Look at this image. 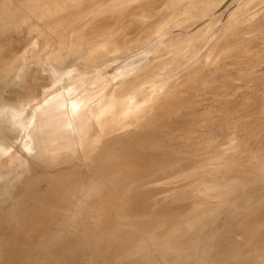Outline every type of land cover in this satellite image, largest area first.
Listing matches in <instances>:
<instances>
[{
  "label": "rangeland",
  "instance_id": "374dc122",
  "mask_svg": "<svg viewBox=\"0 0 264 264\" xmlns=\"http://www.w3.org/2000/svg\"><path fill=\"white\" fill-rule=\"evenodd\" d=\"M34 4L36 22L13 12L0 30L11 57L0 68V149L14 155L8 166L0 155V211L33 166L53 161L58 241L38 239L49 211L14 218L33 232L22 243L0 219V264H30V243L55 264H264V0L10 10ZM53 106L54 160L36 138V116L46 130Z\"/></svg>",
  "mask_w": 264,
  "mask_h": 264
},
{
  "label": "bare ground",
  "instance_id": "6f19581e",
  "mask_svg": "<svg viewBox=\"0 0 264 264\" xmlns=\"http://www.w3.org/2000/svg\"><path fill=\"white\" fill-rule=\"evenodd\" d=\"M15 1L18 3V5H20L23 0H3V1H0V22H2V25H0L1 31L6 29L7 27H9V24H10L8 21L9 13L15 12L16 13L15 17L16 16L18 17V22H20V23H25L28 20H30V21L32 20V22L34 23L41 17V11H40L41 9H39L38 5H35L36 2L34 4V7L32 9H29L28 11L18 9L20 6L16 9V11H11L10 9L14 8V2ZM6 7H8V10H5ZM24 31H25V29H24ZM24 31L22 29V32H24ZM35 58H36V56H35ZM10 59H11L10 55L0 54V68H7V66L9 65ZM55 85H56V81L53 82L52 87H54ZM55 111H56V109L54 106L48 110L47 114H49V113L50 114L47 115V117L50 120V125L46 130H43L40 127L43 116L41 114L36 116L37 117V124H39V127H40V128L38 127V129H36V138L39 142V144H38L39 152L42 151V152L50 154V156L52 157L53 160L56 159V157L58 156V138L55 137V129L57 127V124L55 123V117H56ZM34 117H35V115H34ZM17 118L18 119L16 120L15 123L17 125H19L23 131V126L25 124H27L26 123L27 114L23 117V119H20L19 116ZM10 125H11V123H10ZM27 129H28V127H27ZM12 132H13V130H12ZM23 135H25V133ZM7 136H9V135H7ZM26 136L29 137V135L27 133H26ZM29 143L28 142L25 143V146L27 145L26 150L30 149V147H31ZM30 151H32V150H30ZM10 152H11V147L9 145L7 147H4L3 149H0V155L3 157V161L5 162V164L7 166L14 159V155H12ZM20 159L21 158H19L18 160H20ZM31 173L33 174V182L32 183L29 182L27 177L24 178V180H22L20 182V184L16 187L14 195L12 196V198L6 202V207L1 208L0 212H2V213L0 214V219L4 220V225H6V227H8L9 224L15 225V227L17 226V230L20 231L18 241L20 239L26 241L32 235L33 232L30 230V232H31L30 233L29 229L27 231V227H26L27 221H22L20 224H13L14 218L19 217V216L21 217L24 213L25 214L31 213V211H36V213L37 212L43 213V212L49 211L51 213V216L49 217L48 223L46 225L47 230H49L48 234H47V236H43L41 238L38 237V239H40L41 241L43 240V242L48 241L51 243L52 247H55L57 244V241H58V239H57V226L58 225H57V213H56V211H57L56 200H57V190H58V187L56 184L57 183L56 178H57V174H58L57 173V164L53 163V161L51 164H48L47 166H44L41 164H36L35 166L32 167ZM14 183L15 182H13V184ZM44 197L47 199V203H45V205L43 204L44 203ZM31 201H33L32 204H35V205H32V207L30 206ZM31 221H33V223H35L37 225L39 222H41L40 219H38V215H37V217H35ZM13 230H15V228H13ZM6 235H8L6 228L0 225V236L5 237ZM11 236H13L12 233H11ZM19 242L22 243L23 241H19ZM34 245H35V243H30L26 249V251L30 250L32 252V254H29L30 252H26V254L24 255L25 257L26 256L29 257L28 262L31 261L30 264H41V263H43V264H46V263L47 264H55L56 253L54 251L47 252L40 245H37V244L35 246ZM5 252L8 253L10 251H9V249H6Z\"/></svg>",
  "mask_w": 264,
  "mask_h": 264
}]
</instances>
